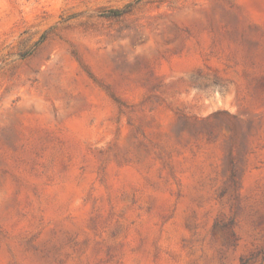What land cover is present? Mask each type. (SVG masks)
<instances>
[{
    "label": "rangeland",
    "instance_id": "obj_1",
    "mask_svg": "<svg viewBox=\"0 0 264 264\" xmlns=\"http://www.w3.org/2000/svg\"><path fill=\"white\" fill-rule=\"evenodd\" d=\"M0 264H264V0H0Z\"/></svg>",
    "mask_w": 264,
    "mask_h": 264
},
{
    "label": "trees",
    "instance_id": "obj_2",
    "mask_svg": "<svg viewBox=\"0 0 264 264\" xmlns=\"http://www.w3.org/2000/svg\"><path fill=\"white\" fill-rule=\"evenodd\" d=\"M114 13H118L119 11L118 10H114L113 11ZM235 175L234 173V165H233V162L231 161V177L233 178Z\"/></svg>",
    "mask_w": 264,
    "mask_h": 264
}]
</instances>
